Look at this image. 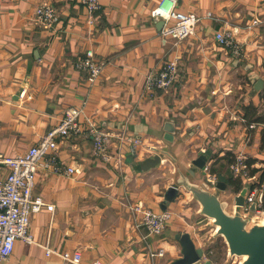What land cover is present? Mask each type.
I'll return each mask as SVG.
<instances>
[{
	"label": "crops",
	"instance_id": "crops-1",
	"mask_svg": "<svg viewBox=\"0 0 264 264\" xmlns=\"http://www.w3.org/2000/svg\"><path fill=\"white\" fill-rule=\"evenodd\" d=\"M99 2L90 22L79 0H0V156L23 154L70 106H83L80 123L87 117L110 134L111 154L109 162L97 156L88 132L58 137L47 158L61 170L39 166L32 189L54 209L31 215L34 242L16 239L1 264H71L46 248L78 249L85 263L171 264L181 256L175 234L185 232L205 252L204 226H196L199 204L182 187L166 205L172 215L160 233L148 234L131 209L140 203L162 210L174 175L166 156L186 169L206 154L214 174L227 179L225 196L245 186L241 178L239 191L230 184L231 159L243 157L252 176L264 171V88H256L264 79V0H176V10L200 17L194 33L179 41L160 35L162 26L150 14L160 0ZM42 3L57 10L52 27L35 20ZM253 18L263 22L248 29ZM226 28H235L241 56L216 41ZM89 48L103 66L91 85L74 67ZM164 59L177 60V80L167 92H145L147 74ZM153 148L167 154L142 171L140 162ZM68 166L76 171L65 173ZM195 170L203 180L202 169ZM7 172L0 163V178ZM159 249L162 257L149 256Z\"/></svg>",
	"mask_w": 264,
	"mask_h": 264
},
{
	"label": "built area",
	"instance_id": "built-area-1",
	"mask_svg": "<svg viewBox=\"0 0 264 264\" xmlns=\"http://www.w3.org/2000/svg\"><path fill=\"white\" fill-rule=\"evenodd\" d=\"M175 1L160 0L157 6L151 10L150 14L153 18H159L163 21L160 35L170 36L175 41H179L194 33L195 25L200 17L195 13H184L176 10ZM79 2L86 8L88 20L90 22L94 21L96 15L101 10L99 0H79ZM57 19V10L53 4L42 3L36 7L35 20L41 25L52 27ZM261 22L263 21L253 18L246 27L250 29ZM235 33V28L222 29L216 32L215 39L221 46L230 49L234 55L241 56L243 49L236 42ZM74 67L85 73L86 80L91 85L100 77L103 66L102 62L95 56L94 51L89 48L74 62ZM177 75V60L164 59L156 73L147 74L143 85L144 91L150 93L157 89L167 92L177 80ZM83 111V106L68 107L60 122L49 129L37 143L30 146L23 154L10 157L0 156V163L8 168L6 176L0 178V264L12 253L16 239H21L26 243L34 242L29 231L31 215L42 207H45L49 211L54 209L53 204H48L41 197L34 195L32 189L35 172L39 166L47 167L51 164L55 171L61 170V166L55 164L53 159L47 158V154L56 149L58 137L66 138L72 134L88 132L92 138L95 154L106 162L110 161L111 154L107 148L110 134L87 117L84 118V124L80 123ZM248 127L253 128L255 124L251 123ZM229 167L233 176L241 178L247 187L244 204L240 207L241 212L244 215L261 216L263 219L264 182L260 178L249 174L244 163V158L241 156H236L230 162ZM201 169L204 174L203 180L211 188L215 187L217 176L211 173L209 164L204 163ZM63 171L70 173L76 171V169L68 166ZM252 204H254V209L250 208ZM235 207L236 205L233 201L230 208L234 210ZM131 209L134 212L140 213V224L146 229L148 234L162 232L166 222L172 215V212L167 209L154 211L144 208L140 203L132 205ZM208 247L203 252L202 259H211L212 250L208 251ZM45 252L46 254L55 253L71 264H100L98 260L87 263L83 262L81 252L78 249L57 252L46 248ZM163 255V249L149 252V256L152 258L162 257ZM230 260L226 259V261Z\"/></svg>",
	"mask_w": 264,
	"mask_h": 264
},
{
	"label": "water",
	"instance_id": "water-1",
	"mask_svg": "<svg viewBox=\"0 0 264 264\" xmlns=\"http://www.w3.org/2000/svg\"><path fill=\"white\" fill-rule=\"evenodd\" d=\"M157 20L162 26L163 21L159 18ZM256 88H264V79L257 82ZM153 150V154L140 162L142 171L157 166L162 156L165 157L167 154L159 148H153ZM166 158L174 164V175L172 184L164 192L162 210H165L166 205L178 197L179 188L182 187L190 192V201L199 204L196 216H205L209 219L207 225L214 228L211 237L224 239L228 260L234 256H242L238 264H264V222L252 220L250 214L244 215L240 209L244 204L247 187L243 186L234 197H228L222 194L227 187V179L224 175L217 174V183L212 188L206 181L197 180L195 168L201 169L204 166L207 158L204 153L192 160V164H189L186 169L180 168L179 164L174 162L175 159L173 160L170 156ZM233 201L236 207L231 210ZM250 208L254 209V204ZM175 239L181 245V256L171 264H214L211 259H202L203 250L196 247L189 233H176Z\"/></svg>",
	"mask_w": 264,
	"mask_h": 264
},
{
	"label": "rangeland",
	"instance_id": "rangeland-1",
	"mask_svg": "<svg viewBox=\"0 0 264 264\" xmlns=\"http://www.w3.org/2000/svg\"><path fill=\"white\" fill-rule=\"evenodd\" d=\"M224 195V192L222 193ZM228 196V195H226ZM229 197V196H228ZM231 198V197H230ZM251 215V214H250ZM252 220L255 221H261L262 217L261 216H254L251 215ZM206 222H209V219L205 216H200L198 220L196 221V226L203 225L204 229L201 231V235H205L203 238L206 242H209L207 246H209L213 252L212 255L213 257V263L214 264H238L239 261L241 260L240 257H233L230 261H226L227 259V245L222 237H217V238H212L211 235L214 233V228L213 226H208ZM211 237V239H210ZM212 240V242H210ZM205 247V249H206Z\"/></svg>",
	"mask_w": 264,
	"mask_h": 264
},
{
	"label": "trees",
	"instance_id": "trees-1",
	"mask_svg": "<svg viewBox=\"0 0 264 264\" xmlns=\"http://www.w3.org/2000/svg\"><path fill=\"white\" fill-rule=\"evenodd\" d=\"M257 119V118H256ZM257 121H259V120H257ZM231 161H232V159H231ZM230 161V162H231ZM264 170V169H263ZM210 171H211V173H214V169L211 167L210 168ZM260 180H262L263 182H264V171H262L261 172V175H260ZM228 180H229V182H230V184L234 187V190L237 192V191H239V189L241 188V181L239 180V178H237V177H232V176H230L229 178H228ZM209 250H212L210 247H208V251ZM212 252H213V250H212ZM213 257H214V255H210V258L213 260ZM214 261V260H213Z\"/></svg>",
	"mask_w": 264,
	"mask_h": 264
},
{
	"label": "bare ground",
	"instance_id": "bare-ground-1",
	"mask_svg": "<svg viewBox=\"0 0 264 264\" xmlns=\"http://www.w3.org/2000/svg\"><path fill=\"white\" fill-rule=\"evenodd\" d=\"M261 222H264V218L261 220ZM240 258L242 259L243 257L241 256Z\"/></svg>",
	"mask_w": 264,
	"mask_h": 264
}]
</instances>
